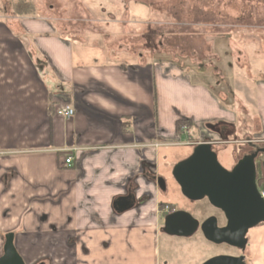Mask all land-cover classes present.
Returning <instances> with one entry per match:
<instances>
[{
  "label": "crops",
  "instance_id": "1",
  "mask_svg": "<svg viewBox=\"0 0 264 264\" xmlns=\"http://www.w3.org/2000/svg\"><path fill=\"white\" fill-rule=\"evenodd\" d=\"M86 43L48 19H0V257L13 233L25 264H159L167 203L147 180L166 177L159 150L183 135L213 148L260 135L251 144L264 148V77L250 106L202 72ZM66 107L70 119L57 115ZM256 163L264 190V155ZM130 194L134 207L119 213ZM249 238L248 264H264V224Z\"/></svg>",
  "mask_w": 264,
  "mask_h": 264
},
{
  "label": "rangeland",
  "instance_id": "2",
  "mask_svg": "<svg viewBox=\"0 0 264 264\" xmlns=\"http://www.w3.org/2000/svg\"><path fill=\"white\" fill-rule=\"evenodd\" d=\"M21 1L32 4L34 13L17 15ZM28 17L51 20L58 32L86 44L98 41L99 48L117 58L154 57L202 72L213 90L228 92L245 105L251 106L256 82L264 77V0H0V19L16 25ZM192 137L183 135L159 150L160 172L169 179V193L160 200L202 223L220 213L207 199H186L170 178L172 168L193 154L195 142L203 141L201 135ZM256 139L263 138L230 141L213 150L230 169L256 150L251 144ZM158 248L159 264H204L235 253L211 244L201 232L191 238L161 233Z\"/></svg>",
  "mask_w": 264,
  "mask_h": 264
},
{
  "label": "water",
  "instance_id": "3",
  "mask_svg": "<svg viewBox=\"0 0 264 264\" xmlns=\"http://www.w3.org/2000/svg\"><path fill=\"white\" fill-rule=\"evenodd\" d=\"M264 155V148H257L245 155L231 171L219 162L218 155L210 143H201L193 154L178 163L173 177L183 196L191 202L207 199L212 207L221 211L226 224L219 226L218 218L209 217L202 224L185 211H178L165 219V232L182 238L193 237L199 230L206 240L214 245H227L245 251L250 230L264 224V200L258 188L257 159ZM161 177L150 181L162 190ZM134 196L121 198L116 203L119 213L131 210ZM0 264H25L15 245V234L5 236ZM204 264H246L245 256H217Z\"/></svg>",
  "mask_w": 264,
  "mask_h": 264
},
{
  "label": "flooded vegetation",
  "instance_id": "4",
  "mask_svg": "<svg viewBox=\"0 0 264 264\" xmlns=\"http://www.w3.org/2000/svg\"><path fill=\"white\" fill-rule=\"evenodd\" d=\"M225 168V167H224ZM234 167H232V168H230V169H227V168H225V169H227L228 171H231L232 169H233ZM151 177H153V176H151L150 175V173H148V176H147V180H148V183H150V179H151ZM161 178H163L164 179V181L162 180V187L163 188H165L166 189V192L165 193H163L162 192V190H160L158 187H157V191L159 192V193H161L162 195L164 194V195H167L168 193H169V179L168 178H166V177H164V176H160ZM170 178L176 183V181H175V179H174V177H173V175H171L170 176ZM176 185L178 186V184L176 183ZM179 187V186H178ZM130 195H132V194H130ZM135 197V196H134ZM152 198H153V195L151 194V193H149L148 191L147 192H145V194H144V199H147V201H150V200H152ZM147 201H144L143 203H142V206L143 205H146L148 202ZM165 205V204H164ZM169 205V204H168ZM170 207H171V212L170 213H167V214H163L162 213V209H161V207H162V205H161V207H160V212L162 213V215H163V219H164V223H163V227H162V232H165V219H166V217L167 216H169V215H171V214H174V213H176V212H178V211H181V210H177V209H175L172 205H169ZM214 208V207H213ZM215 209V208H214ZM215 210H217V209H215ZM219 213H220V217H217L218 218V221H219V226L220 227H223L225 224H226V221H225V219H224V215H223V213L221 212V211H219V210H217ZM212 217V216H211ZM208 219V218H207ZM204 222V221H203ZM202 222V223H203ZM201 223V224H202ZM252 230H250L249 231V233H248V235H247V239H248V247L246 248V250L245 251H241V250H239V249H235V248H233L236 252H237V255H235V257H240V256H245V262H246V264H248V260H249V244H250V238H249V234H250V232H251ZM198 232H201L200 230L198 231ZM197 232V233H198ZM166 233V232H165ZM202 233V232H201ZM173 237H176V236H173ZM180 238H182V237H180ZM191 238V237H190ZM205 238V237H204ZM208 241V240H207ZM209 242V241H208ZM211 243V242H210ZM212 244V243H211ZM227 247H229V246H227ZM231 248V247H230ZM232 256H234V255H232Z\"/></svg>",
  "mask_w": 264,
  "mask_h": 264
},
{
  "label": "trees",
  "instance_id": "5",
  "mask_svg": "<svg viewBox=\"0 0 264 264\" xmlns=\"http://www.w3.org/2000/svg\"><path fill=\"white\" fill-rule=\"evenodd\" d=\"M16 14L19 16H25V15H31L34 13V8L33 5L27 2H18L16 4ZM191 127V122L188 120H184V121H179L177 123V129L178 132H181L183 128H189ZM258 182V186H259V180L257 179ZM162 206H164V204H162Z\"/></svg>",
  "mask_w": 264,
  "mask_h": 264
},
{
  "label": "built area",
  "instance_id": "6",
  "mask_svg": "<svg viewBox=\"0 0 264 264\" xmlns=\"http://www.w3.org/2000/svg\"><path fill=\"white\" fill-rule=\"evenodd\" d=\"M57 115L64 117V118H67V119H70L75 115V111H74V109H72L70 107H66V108L58 110ZM185 129H183V130H185ZM260 143L264 144V141L260 142ZM73 161H74V159L72 157H68L66 159V166H68V167L71 166ZM260 194H261V198L264 200V190L260 191ZM161 209H162L161 211L163 214H167V213L171 212V207L168 204H165L164 206H162Z\"/></svg>",
  "mask_w": 264,
  "mask_h": 264
}]
</instances>
